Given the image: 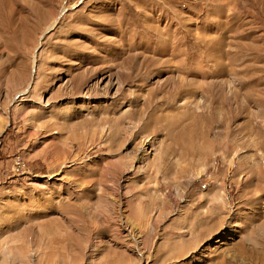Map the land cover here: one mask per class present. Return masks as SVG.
<instances>
[{"label": "rangeland", "instance_id": "1", "mask_svg": "<svg viewBox=\"0 0 264 264\" xmlns=\"http://www.w3.org/2000/svg\"><path fill=\"white\" fill-rule=\"evenodd\" d=\"M0 4V264H264V0Z\"/></svg>", "mask_w": 264, "mask_h": 264}, {"label": "bare ground", "instance_id": "2", "mask_svg": "<svg viewBox=\"0 0 264 264\" xmlns=\"http://www.w3.org/2000/svg\"><path fill=\"white\" fill-rule=\"evenodd\" d=\"M7 1H8V0H7ZM9 1H10V0H9ZM2 3H3V2H2ZM6 3H7V2H6ZM9 3H10V2H9ZM0 5H1V4H0ZM6 5H7V4H5V6H3V7L5 8V7H7L9 4H8L7 6H6ZM10 5H12V4H10ZM6 9H7V8H6ZM55 22H56V21H55ZM55 22L51 25V27L55 24ZM35 61H36V60H35ZM166 81H167V80H166ZM172 86H173V85H172ZM166 87H167V86H166V83H164V84L161 85L158 89H161V92H164V93L170 94V93H168V92L165 91ZM169 89H170V88H169ZM178 89H179V88L177 87L175 95H180V94H181L180 91H179ZM174 90H175V89H174ZM177 91H178V92H177ZM171 92H173V91H171ZM25 93H27V91L24 92V93H22V95H25ZM176 98H177V97H176ZM161 101H162V103L158 105V106H159L158 109H159V108H162V107H164V106H165V107H166V106H169V101L166 100V102H165V98H163ZM154 103H155V102H154ZM159 103H160V102H159ZM149 106L153 107L152 105H149ZM155 108H157V107H155ZM159 117H161V116H159ZM159 117H158V119L160 120L161 118H159ZM155 120H156V118H155ZM159 120H158V121H159Z\"/></svg>", "mask_w": 264, "mask_h": 264}]
</instances>
